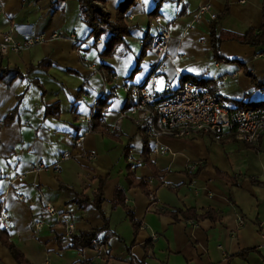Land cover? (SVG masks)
I'll list each match as a JSON object with an SVG mask.
<instances>
[{"label":"crops","instance_id":"1","mask_svg":"<svg viewBox=\"0 0 264 264\" xmlns=\"http://www.w3.org/2000/svg\"><path fill=\"white\" fill-rule=\"evenodd\" d=\"M120 1L104 0L113 21ZM157 2V14L150 16ZM204 3L210 11L195 21ZM262 9L263 0H136L127 13L124 46L100 59L84 43L90 28L78 0H0V40L14 26L17 40L74 32L82 42L79 51L76 42L54 38L0 54V67L23 75L0 81V206L8 238L24 258L31 264H264V248L256 246L264 233V135L253 145L205 134L163 137L168 151L154 153L129 120H118L112 129L130 102L124 87L142 81L154 60L146 49L131 74L142 53L140 42L164 27L170 32L168 52L175 56L165 70L173 85L191 78L232 107L264 105V44L239 41L247 31L260 30ZM212 31L219 38L217 50ZM101 64L112 68L110 82L99 72ZM108 93L112 97L99 126L76 143L86 128L78 116ZM91 150L95 156L88 159ZM64 151L70 156L61 159ZM128 172L144 180L148 194L129 185ZM15 173L24 179L13 181ZM100 180L101 212L92 202ZM118 187L123 204L114 206ZM41 196L57 216L48 215ZM78 198L89 202L79 204ZM206 211L215 219L183 215ZM104 219L107 229L97 238L105 242L103 260L94 257L93 248L82 255L72 247L66 223L80 234L102 228ZM37 220L43 221L39 228ZM0 264H24L1 239Z\"/></svg>","mask_w":264,"mask_h":264},{"label":"built area","instance_id":"2","mask_svg":"<svg viewBox=\"0 0 264 264\" xmlns=\"http://www.w3.org/2000/svg\"><path fill=\"white\" fill-rule=\"evenodd\" d=\"M209 11L210 4H202L198 8L194 20L199 21L201 16ZM210 17L214 19L216 14L210 13ZM13 31H15V27L11 26L8 32L2 34L0 54L18 53L32 44L54 38L74 41L76 49L78 51L81 49L82 42L78 40L74 32L68 35L53 33L46 36L39 34L26 37L24 40H17L13 36ZM169 39L170 32L166 27L158 28L150 36L147 49L154 57L151 69L142 81L124 87L130 102L119 113L116 121L112 124V129L116 128L118 120H129L140 130L144 138L151 142V149L154 153L168 151L167 146H164L160 141L163 137L194 138L205 134L215 140L234 138L248 144H257L264 135V105L232 107L191 78L182 80L179 85H173L165 75V70L168 66L173 65L175 59V56H171L168 52ZM84 43L88 48L90 47L89 41L84 40ZM140 46H143V42H140ZM221 79H226V76H222ZM96 100L91 101L87 114L78 116V122L84 124L86 128L76 138V143L82 141L92 131L91 124ZM69 156L70 152L64 151L60 158L66 159ZM94 156L95 151L93 150L87 153L88 159H92ZM23 179L24 174L15 173L13 181L21 182ZM40 198L48 215L57 216L58 213L51 202L43 196ZM237 221L240 225L242 218L238 216ZM0 225L3 229L9 228L7 214L3 206H0ZM42 225V220H37L34 223L35 228ZM66 233L69 237L74 234L73 223H66ZM92 244L94 257L103 260L106 254L105 244L96 240H93ZM256 246L264 248V233L260 235V241ZM81 252L83 255L84 249Z\"/></svg>","mask_w":264,"mask_h":264},{"label":"trees","instance_id":"3","mask_svg":"<svg viewBox=\"0 0 264 264\" xmlns=\"http://www.w3.org/2000/svg\"><path fill=\"white\" fill-rule=\"evenodd\" d=\"M78 2H79L81 19L90 28L88 35L90 42L89 48H94L97 51V55L100 59L112 57L116 51V47L118 45L124 46L125 44L124 38L129 35L130 26L126 20V15L130 7L136 2V0H121L116 7L115 21L110 20V16L108 12L103 8L104 0H78ZM159 4H160L159 2L155 4V8L149 14L150 16L157 14V9ZM262 12H263L262 24L260 30L258 32H255L253 30L247 31L245 34L239 37L240 42L248 43L251 45L264 44V0H263ZM211 35H212V48L214 50H217L219 38L216 35H214L213 31ZM98 40L100 41L99 43L97 42ZM148 47H149V41L144 42L142 46V53L137 57L136 64L132 69L131 74L139 70L140 62L144 57V53ZM99 71L101 72L105 82L111 81L110 77L114 73L111 67L105 64H101L99 67ZM17 77H23L22 73L17 68L0 67V81H3L5 83H10ZM111 97L112 94L108 93L97 98L96 105L94 107L93 117H92V124H91L92 128H97L99 126L104 111L108 106L109 103L108 100ZM101 129L103 131V128ZM147 152H148V148L146 146L141 152L142 156L145 157ZM127 156H128V152L125 153V157ZM127 176L130 179L129 185L140 187L146 194H148V191L145 188V182L142 178H135L134 174L130 172H128ZM253 183L262 185V183L257 181H253ZM102 187H103V182L100 180L95 193V197L92 201L95 207L99 210V212H101L100 205L102 203V198H101ZM123 199H124L123 189L119 187L116 188V190L114 191V199L112 205L114 206L122 205ZM77 201L79 204L89 202L87 198L86 199L78 198ZM128 215L130 219H132L133 221L130 212H128ZM183 215L186 219H192V220L197 219L198 217L210 218L212 220L215 219L212 211H206L201 215H197L194 213H190V214L184 213ZM104 221H105L104 226L100 229H92L90 231H84L80 234L71 235L70 240L72 247L80 251L85 248H93L92 241L93 240L98 241L97 238L99 233L107 229V222L105 219ZM132 224L135 231L137 228V223L133 221ZM0 230H1L0 239L4 244L8 246L9 250L11 251L12 255L15 257V259L18 262H22L24 264H31L26 258H24L22 253L11 243V241L8 238L6 229L2 228ZM102 243L105 244V242Z\"/></svg>","mask_w":264,"mask_h":264},{"label":"rangeland","instance_id":"4","mask_svg":"<svg viewBox=\"0 0 264 264\" xmlns=\"http://www.w3.org/2000/svg\"><path fill=\"white\" fill-rule=\"evenodd\" d=\"M101 6H102V4H101ZM103 8H104V7H103ZM104 9H105V8H104ZM109 16H110V15H109ZM129 19H130L129 16L126 15V20H127V22H128ZM110 20H111V18H110ZM112 21H113V20H112ZM98 41H99V40H98ZM98 41H97V42H98ZM99 42H100V41H99ZM99 42H98V43H99ZM99 72H100V71H99ZM100 73H101V72H100ZM137 73H138V72H137ZM101 75H102V74H101ZM122 96H123V95H122Z\"/></svg>","mask_w":264,"mask_h":264},{"label":"snow or ice","instance_id":"5","mask_svg":"<svg viewBox=\"0 0 264 264\" xmlns=\"http://www.w3.org/2000/svg\"><path fill=\"white\" fill-rule=\"evenodd\" d=\"M0 227H2V225H0Z\"/></svg>","mask_w":264,"mask_h":264}]
</instances>
